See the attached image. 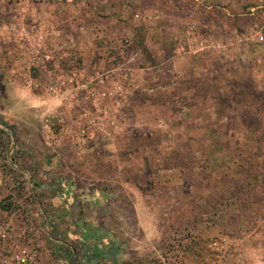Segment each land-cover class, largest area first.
<instances>
[{
	"label": "rangeland",
	"instance_id": "obj_1",
	"mask_svg": "<svg viewBox=\"0 0 264 264\" xmlns=\"http://www.w3.org/2000/svg\"><path fill=\"white\" fill-rule=\"evenodd\" d=\"M260 2L0 0V264H264Z\"/></svg>",
	"mask_w": 264,
	"mask_h": 264
},
{
	"label": "crops",
	"instance_id": "obj_2",
	"mask_svg": "<svg viewBox=\"0 0 264 264\" xmlns=\"http://www.w3.org/2000/svg\"><path fill=\"white\" fill-rule=\"evenodd\" d=\"M192 1H194L196 4V10H194L195 15L199 14L198 8L200 7V5L203 8L200 11H202L204 13H212L214 6H218V8H220L221 15H223L225 18V20L223 21L224 25L231 28L232 31L234 32V33L232 32L234 35L229 40H228V38L224 39L223 37L219 40H214V39L209 38V37L208 38L205 37L204 39L203 38L199 39L198 36H196V39L194 41H192L193 45L189 46V49H190L189 53L192 54V56L188 61L191 62V64H196L200 60V55L198 53L202 50H206V49L208 50V49L213 47V48L222 49L223 53H224L225 50L229 49L232 46L239 47L242 43L246 44L248 38H245L243 34H246L250 28L253 29L254 33L260 35V37H261L260 27L256 23H254L252 25L250 24V26H248V27L243 26V24H241V25L239 24L241 16L247 15V16H251L253 18H255V16H257L258 9H260L263 6L260 2L261 0H258L257 4L250 5L249 8L251 10L249 13L244 12L245 7H246L244 5L246 3H248L249 0H206V2H207L206 4H203V2L205 0H192ZM183 14H187V13L186 12L181 13V15H183ZM236 17H238L237 22H235ZM230 18L234 19L232 24H230ZM241 27H244V28L246 27L247 30H245V33H243V31H241L242 29H240V33L238 32L239 28H241ZM51 29H54V26H51ZM81 54L83 56V58H82L83 59V68L80 71V75L77 77V81H76L77 82V86H76L77 88L79 87L78 85H83V83L86 82V79H88V78L94 82L95 81H98V82L110 81L108 79L111 76V74L114 71H117L120 69L118 62L117 63H110L111 62L110 61V62H107V65H106V63H103V60L90 62L87 59V57H88L87 53L81 52ZM187 54L188 53H184L181 56L177 57L178 61H181L182 59L187 60V59H185ZM109 59H112V58H109ZM54 65L57 67L58 64L54 63ZM55 66H54V69L56 68ZM102 66L105 67L103 70H102ZM112 68H114V69H112ZM139 68H142V66H139ZM87 72H91V73H87ZM128 73H127V75H128ZM129 75H130V73H129ZM128 80H131V79H129V77H128ZM54 86H55L54 92L56 94V95H54V96H56L55 102H58L60 100V99H58L59 96H64L66 93H68L69 92L68 88L71 87V86H68V84H67V87L64 85H63V87H60L59 85H54ZM56 92H58V93H56ZM68 132H70V131L68 130Z\"/></svg>",
	"mask_w": 264,
	"mask_h": 264
},
{
	"label": "built area",
	"instance_id": "obj_3",
	"mask_svg": "<svg viewBox=\"0 0 264 264\" xmlns=\"http://www.w3.org/2000/svg\"><path fill=\"white\" fill-rule=\"evenodd\" d=\"M54 85L51 86V89L54 90ZM224 241H227V239L225 238Z\"/></svg>",
	"mask_w": 264,
	"mask_h": 264
}]
</instances>
